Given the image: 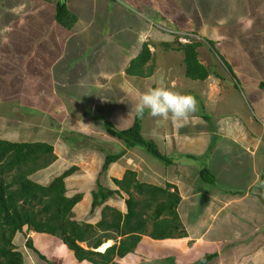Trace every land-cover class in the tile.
Listing matches in <instances>:
<instances>
[{
    "label": "crops",
    "instance_id": "obj_1",
    "mask_svg": "<svg viewBox=\"0 0 264 264\" xmlns=\"http://www.w3.org/2000/svg\"><path fill=\"white\" fill-rule=\"evenodd\" d=\"M58 1L61 0H0V47H3L6 53L3 58L7 59L6 63H8L7 70L3 69L2 75L6 73L10 76L12 72H16L14 62L18 63L19 68L27 67V64L21 66L19 59L21 48L17 43L14 45L13 42H10L9 32L12 30V36L15 39L19 35L21 36L20 26L22 25L21 27L24 28L25 24H30L28 21H35L33 18L44 10L52 11V20L54 17L56 19ZM64 1L77 16L76 23L66 33L68 41H73L72 45L69 47V43L61 45L55 42L49 44L43 42L45 51L49 49L42 54L46 59L48 55L47 70L42 74H40V70L36 74L32 73L35 75L34 81L25 79L6 81L10 88L2 87L1 89L0 97L4 98L3 100L0 98V123L4 120L11 123L10 127L16 124V122H10L12 116L8 112H12L14 104L10 102L13 97L9 98L8 94L19 96L20 92L14 91L16 87H12V85L17 86L18 82L24 84L25 89L29 85L40 86L39 94L45 97L48 95L47 92L56 95L58 92H62L60 85H77L86 89V84L101 81L111 84L114 77L119 76L121 82L116 91L119 96H115L118 100H121L126 90L136 93L137 88L145 91L148 87L156 86L158 82H162L164 85L171 83L174 87H170V89L173 91L185 94L189 90V92H197L205 96V99L201 100L204 110L203 113L198 114L197 118L194 116L193 119L188 120L191 123L189 127H184L182 121L172 124L173 120L169 122L168 119L153 118L145 112L143 117H140L143 134L155 141L163 154L173 157L174 162L166 165L142 148L128 149L124 146L122 156L109 165L104 175L100 174V171L108 152L101 146L87 147L82 144L83 139L98 135L94 133L95 130L89 123L88 128H91L92 132L86 130L87 118L84 117L86 110H75L74 113H70L72 122L69 121L71 123L69 129L71 135L78 139L77 146L75 144L71 146L72 143L70 144L62 136L61 124L58 126L59 130H54L57 134H54L50 141L42 138L41 134L35 139L36 130L27 129L32 136H29L27 140L52 142L54 153L57 156L53 163L37 170L30 178L42 185H48L54 177L72 166H76L78 169L65 179L66 195L69 197L76 194L82 195L81 200L74 205V218L92 224L100 221L102 209L106 204L120 209L123 213L127 212L124 192L121 195L115 193L104 204L96 206L92 210L93 191L97 190L98 179L106 187L119 189L113 178L122 179L126 170L133 169L138 172V179L142 182L159 186H165L167 183L175 185L181 195L178 213L187 234L183 237L165 239H154L143 235L134 251L124 257H115L118 264H193L212 252L215 253V257L205 264H264V101L262 100L264 99L262 96L264 94V90H262L264 87V66L255 62L248 64V60L246 62L243 55L242 57L233 55L232 58L227 56L226 71L228 76L226 75V77L237 78L236 76L240 75L247 85L248 91L255 96V103L259 109V112H255L253 107H249L251 104L245 100L247 105L242 106L244 110L248 109L245 113H241V110H230L234 111L230 113L229 110H222L224 102L220 101L221 96L229 92L230 88L227 87V91L223 94L216 93L213 90L215 89L213 84L207 85L204 89L203 80H195L186 76L184 52L177 49L165 50L164 48L165 42L175 41L177 38L181 42H187L193 40L194 38H191L193 36L201 37L197 30L192 29L193 20H198L209 25L212 30L209 36L216 39L214 40L216 45L227 42L235 53L239 49L237 47L239 45L231 43L229 39L237 38L239 31L243 39H249L252 36L255 40H259L264 37V0H239V2L236 0H120L121 2L116 4L117 11L127 10L123 13L127 25L119 30L111 28L110 32H107L110 34L105 40L114 46V51L105 47L101 50L95 46L103 38L102 19L96 22L94 18L86 19L79 15L77 12V7L80 6L79 0ZM237 3L242 6L241 13H234ZM225 5L230 6L232 13L230 21L240 20L230 33L225 31L224 25L215 22L216 14H220L219 7ZM187 6L189 7L186 8ZM199 6L206 9L203 10ZM128 11L129 13H127ZM192 11H195V15ZM187 13L192 17H189ZM118 14L121 25V15ZM113 19L116 20V18ZM42 27L44 31L41 35L50 38L51 32L48 31L51 28ZM16 28L18 31L13 30ZM59 30L60 28H58ZM167 31L173 35L166 33ZM231 33L234 34L229 35ZM145 43H148L152 53L151 59L144 66L145 72L147 73L149 70V73L146 76L128 74V66L139 55ZM14 47L15 49H13ZM91 47H94L92 50L94 57L90 56L88 52ZM197 50L199 60L211 71L206 80L211 79L214 73L217 78L220 77L218 69L215 71L219 65L213 62L211 56L212 60L209 61V57L203 59V56L199 55V52H205L206 46L201 44ZM125 52H129L127 57L121 54L117 55V53ZM159 52L162 54L164 52L167 56L168 61L165 60L167 62L165 66L162 65L163 61L161 63L158 59L157 53ZM176 52H183L180 57L182 62L179 63V66L172 60V56ZM108 58H111L112 62ZM69 59H73V63L76 65H70L67 62ZM22 60H26V58ZM29 60L34 61L32 58ZM207 61L209 62L207 63ZM178 68L182 69L181 75L179 73L177 77H174V72L178 71ZM251 68H256L258 71L254 72ZM86 72L90 78L94 79L86 80ZM254 74L258 75L252 78ZM166 76L177 78L179 87L173 79ZM194 87L197 89L196 91L192 90ZM129 91L125 92L128 96L123 97V100L132 97ZM136 97H139V93H136ZM81 99L78 97L77 100ZM36 107L41 108L39 105ZM55 107H59L58 103ZM131 109L135 111V107H131ZM134 111L132 116L127 114L126 127L120 129L128 128L134 123L138 116L136 113L134 114ZM103 114L106 118H104L105 126L104 124L102 126L106 130V120H114L115 123V114L112 109L110 112L104 111ZM120 115L124 117L123 114ZM64 119H67L66 113L62 120ZM31 121H33L32 118L28 122ZM64 122L66 121L60 123ZM37 123L40 124V121ZM109 135L107 132L101 137L106 141L109 139ZM110 136L114 138L112 140H115L116 144H121L122 140ZM0 137L6 138L5 136ZM161 141L164 147L160 146L159 142ZM59 147L60 151H58ZM75 158H80V161ZM198 158H202L198 163L199 166H191L192 160L197 161ZM204 167L209 169L214 182L202 177L201 169ZM185 172L188 174H184ZM26 236L33 239L34 245L44 258L26 247ZM14 239L18 249L25 253L23 255L24 264H27L26 256L36 264H40V262H43L42 264H92L87 260L78 261L74 252L60 238L49 233L28 231L24 227L23 232H19ZM109 241L110 245L115 243L113 239H109ZM237 244L246 248L243 250L244 253L236 250ZM82 245L87 247L86 243H82ZM23 247L26 250H23ZM101 247L97 250L104 251L107 248L101 249Z\"/></svg>",
    "mask_w": 264,
    "mask_h": 264
},
{
    "label": "trees",
    "instance_id": "obj_2",
    "mask_svg": "<svg viewBox=\"0 0 264 264\" xmlns=\"http://www.w3.org/2000/svg\"><path fill=\"white\" fill-rule=\"evenodd\" d=\"M56 20L70 29L77 21L76 14L64 0L57 2ZM201 44L197 39L181 42L177 38L165 42L164 48L182 50L186 76L204 80L211 71L198 58L197 48ZM151 57V50L145 43L139 55L131 61L127 73L146 76L149 70L146 73L144 66ZM106 130L122 140L128 149L142 148L166 165L174 162L173 157L163 154L157 143L143 134L140 116L124 129H118L112 121L106 120ZM122 154L123 151L107 153L102 172ZM56 159L52 142L0 137V264H24L23 253L14 242L15 236L23 232L24 227L28 231L57 236L74 252L78 261L87 260L92 264H118L115 257H124L134 251L143 235L165 239L187 234L178 213L181 195L177 187L170 183L159 186L142 182L133 169L126 170L122 179L113 178L119 189L106 187L98 179L97 190L93 191L92 210L115 193L121 195L124 192L127 195V212L106 204L102 209V218L96 224L76 220L73 208L82 195L67 196L65 182L66 177L78 169L76 166L54 177L48 185L30 178ZM201 175L205 180L208 178L214 182L207 167L201 169ZM109 239L115 240V243L104 251H98ZM82 243H86L87 247ZM25 245L44 258L30 236H26ZM214 257L215 253L206 254L193 264H205Z\"/></svg>",
    "mask_w": 264,
    "mask_h": 264
},
{
    "label": "rangeland",
    "instance_id": "obj_3",
    "mask_svg": "<svg viewBox=\"0 0 264 264\" xmlns=\"http://www.w3.org/2000/svg\"><path fill=\"white\" fill-rule=\"evenodd\" d=\"M236 1L239 2V0H236ZM119 2L121 1L118 0V2H115V0H97L95 4V0H79L80 6L77 7L78 8L77 12L79 15L83 16L86 19H88L89 17L94 18L96 22L102 19L101 22H102V27H103V35H102L103 38L101 39V42L99 44H95V46H98L97 48L101 50H103L105 47L106 49H109L110 51H114V46H112L111 43H108L105 41L107 38V35L110 34L107 32H110L111 28H115L119 30V29H122L125 25H127L126 23L127 21L124 20V16H123L124 11H127V10L123 9L118 12L116 4ZM188 7L189 6H187L186 8ZM199 7L202 8L203 10L206 9L201 6ZM219 10H220L219 11L220 14H216L217 17H216L215 22L218 24L224 25V27H226L225 31H228V33H230L232 28H236L237 23H239L240 20L230 21L229 18L232 17V13L230 12V6L228 5L220 6ZM51 12L52 11L48 12L44 10L40 15H37L36 17L33 18V20L35 21H28L31 25L27 23V25L25 24L24 28H22L21 27L22 25H21L20 34L22 35L20 36L18 34L19 37H17L16 39L13 38L12 36V30L9 32V38L11 40L10 42H13L14 45L17 43L21 48V54L19 58L21 61V66L23 64H27V67L19 68L18 63L16 64L14 62V64L16 65V68H14V70L16 72L15 73L12 72L10 76H8L6 73L2 75L3 69L7 70L6 65L8 63H6L7 59L3 58V56L6 53L3 47H0V93L2 92L1 90L2 87L4 89L10 88V85L6 82L7 80L25 79L28 81H34L35 75L33 74L38 73L39 70H40V74H42L45 70H47V67L49 65L48 55L46 59L42 54L49 51V49L45 51L42 45L43 42H46L47 44L51 42H55V43H60L61 45H65V44L67 45L69 43V47L70 45H72L73 41L72 40L68 41V39L66 38V33L68 29L70 28L56 21V19H54L55 17L52 20L53 13ZM192 12L195 15V11H192ZM235 12H239V13L242 12L241 4L237 3L235 5L234 13ZM118 13H120L121 15V18H120L121 25L119 24V19H118L119 14ZM127 13H129V11ZM187 15L189 17H192L188 13ZM113 18H116V20ZM193 22H194V25L192 29L197 30L202 38L201 37L195 38V36L191 38L199 39V41L204 46H206V50H207V51L205 50V52H199V55L201 54L203 56V59L204 57H209V61L213 59V62H215L216 65H219L215 69V71L218 69V74L220 77L217 78V75L214 73L211 79L206 80L208 77L204 79L206 80V81L203 80V83H202L204 84V89H206L207 85L213 84V86L215 87V89L213 90H215L216 93L218 94H223L227 91V87L230 88V91L227 92L226 94H223L220 98V101L224 102L221 107L223 111H227V110L240 111L241 110L240 111L241 113H245L248 109L244 110L242 106L247 105L245 102L246 100L247 102L251 104L249 105V107H253L255 112H259V109H257V105L255 103V96H253L248 91V87L244 83L243 78L240 75H237L236 76L237 78H231L230 76L226 77L228 72L226 71L227 69H226L225 62L227 61V56L232 58L233 55L237 57H242L243 55L246 58V62L248 60V64L249 62L252 64H254L255 62L258 65L264 66V37H261L259 40H255V38L252 36L249 39H243L239 31L237 33L238 34L237 38L233 39L232 37V39L231 38L229 39L231 43H237L239 45L237 46L239 49L235 53H233L234 50L232 51L231 45L227 42L224 44L220 43L216 45L214 41L216 39L214 37L209 36V33L212 32V30H210L209 25H205L206 23L204 22L201 23V21H198V20H193ZM50 23H52V25H50ZM42 26H45L46 28H51L50 31H48V32H51L50 38L47 36L41 35L42 32L44 31ZM58 28H60L59 31H58ZM13 30L18 31L17 28ZM120 32L122 31L120 30ZM166 33H170V32L167 31ZM170 34L173 35L172 33ZM233 34L234 33H231L229 35H233ZM36 35L38 36L41 35V36L34 37ZM32 41L34 43H31ZM13 49H15V47ZM93 49L94 47H91L88 51L90 56L92 57L95 56L92 51ZM125 53H117V55L121 54V55H124V57H127L129 55V52H125ZM181 55H183V52H176L172 56L173 57L172 60L175 63H177V66H179L180 62H182L180 61ZM157 56H158V59H160L161 63L163 61L162 65L165 66L167 64L166 61H168L166 54L164 52L163 54L162 52H159L157 53ZM210 56L212 59L210 58ZM25 58L26 60H22ZM29 58H32L34 61L29 60ZM108 59L112 62L111 58H108ZM236 59H240V58H236ZM209 61H207V63ZM67 62H69L70 65L72 64L76 65V63H73V59H69ZM70 70H72V68H70ZM238 70H241V69H238ZM251 70L254 72L258 71V69L256 68H251ZM181 72H182V69L178 68V71L174 72V77H177L179 73L181 75ZM239 73L241 74L242 72H239ZM257 75L258 74L252 75V78L256 77ZM43 77L44 76L42 75V78ZM88 79H94V78H90V75L88 74V72H86V80ZM169 79H173L174 83L178 85L179 87L177 78L175 79L173 77H170ZM120 82L121 80H119V76H117V77H114V80L112 81L111 84H109L108 82L105 84L102 81L99 83L92 82V83L85 85L86 89L82 87H78L77 85H60V90L62 92H58L57 95L52 94V93L50 94L49 92H47L48 95H45V97L39 94V92L41 91L40 86L36 84L29 85L28 88L25 89V85L18 82L17 86L12 85V87H16L14 91L20 92L19 96H17V94L16 96L8 94L9 98L13 97L10 100V102L14 104V108L12 109V112H8L10 116H12L10 118V122L12 123L16 122V124L15 126L12 125V127H10L11 123H7L6 121L3 120L2 123H0V136L2 137L5 136L7 139H12V140H27L30 136V133L27 129L31 128L33 130H36L35 139L38 138L39 135L41 134L40 136L42 138H45L47 141H50L51 138H53V135L57 134V132L55 133L54 130H59L60 128L58 129V126L61 124L62 125L61 127L62 136L70 144L72 143L71 146H73L74 144L75 146H77L78 139H76L75 136L71 135L70 129H69L71 128L70 127L71 123L69 121L72 122V118H71L72 115H70V113H74L75 110L79 111L80 109L81 111L86 110V115H84L85 119L87 118L86 119V130H88V132H92V129L88 128V123H89L91 127H93V129L95 130L94 133L98 135V136H91L86 139H83L82 144L86 145L87 147L88 146H101V148L103 150H106L108 153H115L120 150L124 151L123 149L125 145L122 141H120L121 144L119 143L116 144L114 142L115 140H112L114 138L111 137L110 135L108 138L111 140L108 139L104 141V138L101 137L103 136V134L105 135L107 133L105 128L102 126V124H104L105 122L104 118H106L103 112L104 111L110 112V110L112 109L115 114V120H116L115 123H114V120L112 122L115 124V126H117L119 129L126 127V123L128 121L125 118L127 114L132 116V112L134 110H132L131 107L136 106L140 98V95L144 91H142V89L137 88L136 93H139V97H136V93H132L131 91L126 90L125 92L129 91L132 97L130 99L128 97V100L127 99L123 100L122 99L123 97L128 96V94L124 92L121 100H118L115 98V96L117 97L118 95L116 91L120 87ZM165 86L168 87L169 89L170 87H174L173 85H171V83L166 84ZM176 89L178 90L177 87ZM192 90L196 91L197 89L194 87L192 88ZM262 90H264V87H262ZM185 94L192 96L195 99L196 105H197L196 111L190 113L188 117L182 121L184 124V127H189L191 123L188 120L190 118L193 119L194 116L195 118H197L199 116L198 115L199 113L200 114L203 113L202 111L204 109L202 108L201 100L203 101L205 99V96H202L200 93H197V92H189V90H187V93ZM228 94H230L229 97H228ZM225 96H227V98H225ZM262 96L264 98V94ZM78 97L82 99L77 100ZM0 98L3 100L4 97L1 96ZM262 100L264 101V99ZM57 103L59 106L58 108L55 107ZM80 104L85 107L83 108ZM37 105H39L41 108L36 107ZM234 111H230V113ZM65 113H66V118L68 120L67 119L62 120ZM135 113L136 111H134V114ZM120 114H123L124 117ZM31 118L33 120L31 121L33 123L32 127H31L32 123L28 122L30 121ZM168 120L170 122L172 119H168ZM38 121H40V124L37 123ZM61 121H66V122L60 123ZM171 123L175 124L177 122L172 121ZM157 139L159 140V137H157ZM159 143L161 147H164L162 141ZM62 146L63 144L61 145V147ZM59 149L60 147L58 148V151H60ZM76 160L80 161V158ZM201 160L202 158H198L197 161L192 160L191 166L193 167L197 165L199 166L198 163ZM200 167H202V165H200ZM106 172L107 171L102 172V169H101L100 174L102 173L104 175L106 174ZM184 174H188V172L187 173L185 172ZM189 174H192V173L189 172ZM124 197L126 198L127 195L125 194ZM186 222L188 223L187 220ZM235 248L236 250L240 251V253H244L243 250H246L245 247L241 245L238 246V244L236 245ZM22 249L26 250L24 247ZM24 254L25 253H23V255ZM27 257L28 256H26V260H25L27 264H36L34 261L28 259ZM42 263L43 262H40V264Z\"/></svg>",
    "mask_w": 264,
    "mask_h": 264
},
{
    "label": "clouds",
    "instance_id": "obj_4",
    "mask_svg": "<svg viewBox=\"0 0 264 264\" xmlns=\"http://www.w3.org/2000/svg\"><path fill=\"white\" fill-rule=\"evenodd\" d=\"M196 107V101L192 96L173 91L162 82H158L156 86L148 87L141 94L135 111L140 117L147 112L153 118L180 122L196 111Z\"/></svg>",
    "mask_w": 264,
    "mask_h": 264
},
{
    "label": "bare ground",
    "instance_id": "obj_5",
    "mask_svg": "<svg viewBox=\"0 0 264 264\" xmlns=\"http://www.w3.org/2000/svg\"><path fill=\"white\" fill-rule=\"evenodd\" d=\"M110 241L108 240V241H106V243L104 244V245H102V247H101V249H103L104 247H107L108 245H110Z\"/></svg>",
    "mask_w": 264,
    "mask_h": 264
}]
</instances>
